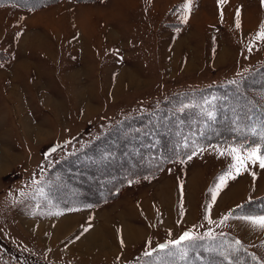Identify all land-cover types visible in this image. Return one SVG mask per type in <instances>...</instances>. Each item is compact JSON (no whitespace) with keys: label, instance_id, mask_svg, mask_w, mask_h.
I'll use <instances>...</instances> for the list:
<instances>
[{"label":"rangeland","instance_id":"rangeland-1","mask_svg":"<svg viewBox=\"0 0 264 264\" xmlns=\"http://www.w3.org/2000/svg\"><path fill=\"white\" fill-rule=\"evenodd\" d=\"M184 3H0V50L8 54L0 62V264L224 263L204 235L209 229L232 233L264 263V230L240 219L264 214V198L262 208L251 204L264 196V169L248 161L215 202L209 194L234 162L220 153L241 145L213 143L189 160L177 157L195 146L182 122L153 116L122 126L175 95L183 98L264 62V40L254 39L264 22L262 0H191L190 11L180 7ZM257 87L249 92L264 103V88ZM112 128L116 145L109 160L85 156L57 167ZM108 164L114 168L105 173ZM201 171L206 176L198 184L193 178ZM126 172L134 176L104 199V189ZM124 229L133 234L121 237ZM185 231L200 238L155 253ZM188 248L189 262L173 258Z\"/></svg>","mask_w":264,"mask_h":264},{"label":"trees","instance_id":"trees-1","mask_svg":"<svg viewBox=\"0 0 264 264\" xmlns=\"http://www.w3.org/2000/svg\"><path fill=\"white\" fill-rule=\"evenodd\" d=\"M8 1L27 7L42 6L51 2V0H0V3ZM7 57L8 54L0 50V62L7 59ZM233 81H236V83H233ZM251 87L264 88V62L255 65V67L253 66L247 72L236 77H230L223 82L211 84L196 91L188 92L183 98H178V96L175 95L172 98L167 99L161 107L153 111V113L142 115L141 117H138V120L136 118H129L127 123H123L122 126H139L142 124V121L152 118L153 116L166 117L171 121H176V124L179 121L182 122L180 125L182 130L188 131L191 129L190 134L195 141V146H191V148L188 149V152L179 151L177 157L182 158L185 157V155H191L194 151H199L205 146L224 141L239 145H261L264 144V103H262L257 96H254L249 92ZM212 95L214 96L213 100L202 106V103ZM174 106L183 107L181 110H173ZM199 111L202 113L198 114ZM208 111H211V113H208ZM190 118L196 120L199 124H193L190 126ZM115 131L116 130L112 128L103 136L101 135V137L99 136L90 141L84 147V151H81L79 156L73 154L74 157L71 155L69 158L64 159L59 165H57V167L61 169L69 167V164L73 159L77 160L79 157L85 156L93 160L103 156L109 160L110 156H108V152L112 151L111 149L115 148L116 145L113 142ZM125 132L126 131H124L123 134L126 138L128 135L129 137L132 136L131 132ZM175 157L176 156H174V158ZM165 162L167 161H164V163ZM92 166L93 165H90V167ZM108 167L110 170H106L105 173L114 168L111 164H108ZM125 170H127L126 167ZM140 173H144V171ZM132 176H134V174L131 175L126 172L119 183H115L117 179L110 182L103 191L106 193L104 199L116 195L125 184L124 181ZM99 189L97 191H99ZM263 198L264 196L260 197L258 200H251V204H256L258 205V208H262L263 201L261 199ZM101 200L102 199L99 201ZM248 202L249 201H247V203ZM207 239L210 241V245H214L213 252L215 253V257L221 255L222 258L225 259L224 263L213 262L215 264H264L255 256V253L248 248L246 243L232 233L218 234L214 235V238L208 237ZM207 239L205 238L206 241ZM237 240L241 242L240 245L235 243ZM187 243L188 241H185L180 246L184 247ZM167 245L168 247L173 246L170 244ZM158 250L163 249L157 248L155 253ZM199 254L202 255L201 253ZM190 256H192V252L190 248H188L186 251L174 255L173 258L178 262L184 263L189 262L188 259ZM252 257L254 258L253 261L249 262Z\"/></svg>","mask_w":264,"mask_h":264},{"label":"snow or ice","instance_id":"snow-or-ice-1","mask_svg":"<svg viewBox=\"0 0 264 264\" xmlns=\"http://www.w3.org/2000/svg\"><path fill=\"white\" fill-rule=\"evenodd\" d=\"M225 0H217L218 4H223ZM262 4H264V0H262ZM191 6V0H185V3L181 5L180 7H183L186 11H190ZM221 16H223V13H221ZM237 16H239V10H237ZM187 17H184V22H186ZM236 27H240V22L237 19ZM255 40H264V22L260 25V30L257 32L256 36L254 37ZM249 51H252V46H249ZM233 83H236V81H233ZM56 148L51 149V151H55ZM243 152V154H241ZM197 153L194 151L192 155H189L187 158L189 160L192 159V156L196 155ZM221 156L228 155L231 156L232 160L234 161L232 164L229 165V167L217 177L218 183H214L213 187L209 188V194L211 196L212 202H215L217 195L220 191L223 190L224 187L227 186V181L229 179H235L237 175L241 174L242 171H247V162L250 161L251 163H259V167L264 169V144L256 145L255 147H252L251 144L249 145H241V146H233L229 145L226 151H222L220 153ZM233 171H235V175H233ZM253 180L256 178V173H251ZM239 207V206H238ZM206 212H205V219L210 220V216L208 215V206H205ZM232 216V210H230L229 215H226L223 217L221 223L224 221L230 219ZM240 219H243L245 222H247L251 227L253 228H259L264 230V214L260 215H245L240 217ZM84 231H87L85 228ZM207 237L214 238V234L211 229H209L208 232L204 234ZM79 237H77L78 239ZM200 237L196 236L194 233L190 231H185L178 239L170 241L169 244L173 246H180L185 241H191L193 239H199ZM237 245H240V241H235ZM121 245L123 246V239L121 238ZM160 249H164L168 247V245L161 244L158 246ZM145 256H151L150 252H145Z\"/></svg>","mask_w":264,"mask_h":264},{"label":"bare ground","instance_id":"bare-ground-1","mask_svg":"<svg viewBox=\"0 0 264 264\" xmlns=\"http://www.w3.org/2000/svg\"><path fill=\"white\" fill-rule=\"evenodd\" d=\"M128 77V76H127ZM127 78L125 77V78H123V82L122 83H120V84H124V82H126L125 80H126ZM31 130H32V128H30ZM29 132H32V131H29ZM203 174L206 176V173L205 172H203L202 173V171L201 172H199V175L197 176V177H195V178H193V180H195L196 182H198V184H200L201 183V181H202V179H203ZM248 185V184H247ZM240 187V186H239ZM122 232V234H121V237H130L132 234H133V232L132 231H129L128 229H124V230H121ZM92 237V236H91ZM89 239H91V238H89ZM91 243V242H90Z\"/></svg>","mask_w":264,"mask_h":264}]
</instances>
